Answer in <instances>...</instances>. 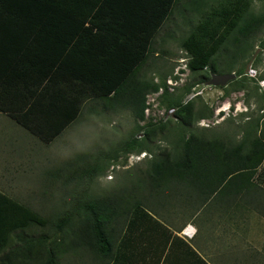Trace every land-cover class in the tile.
Masks as SVG:
<instances>
[{
    "label": "trees",
    "instance_id": "1",
    "mask_svg": "<svg viewBox=\"0 0 264 264\" xmlns=\"http://www.w3.org/2000/svg\"><path fill=\"white\" fill-rule=\"evenodd\" d=\"M178 1L0 0V113L45 145L78 121L83 111L97 113L94 105L113 114L130 111L138 125L125 139L100 137V143H86L82 148L99 149L69 157L50 174L63 195L49 218L0 192V264H63L74 246L82 256L104 255L108 209L120 207V193L95 196L90 188L104 162L116 161L120 153L150 151L145 146L150 132L167 130L163 123L150 130L139 124L146 94L165 87L148 86L140 72ZM186 1L188 7H201L204 15L180 42L190 74L208 67L215 73L212 63L220 48L235 40L233 53H237L228 60V68L251 46L244 40L264 25V17L248 12L251 0H217V7L206 6L205 0ZM236 74L241 75V70ZM193 86H185L184 93ZM161 97L181 127L175 130L179 139L174 141L173 154L165 152L149 164L141 180L146 189L182 186L204 203L221 185L233 181L236 191L248 194L252 184L241 185L242 180L251 178L264 163V116L248 126L235 147L227 148L221 139H208V134L183 137L193 123L212 117L207 106L197 111L193 102L182 104L165 89ZM141 131L144 135L136 140ZM46 227V232L37 230Z\"/></svg>",
    "mask_w": 264,
    "mask_h": 264
},
{
    "label": "rangeland",
    "instance_id": "2",
    "mask_svg": "<svg viewBox=\"0 0 264 264\" xmlns=\"http://www.w3.org/2000/svg\"><path fill=\"white\" fill-rule=\"evenodd\" d=\"M215 1L205 0L206 6L217 7ZM186 3V0L178 1L155 37L153 54L140 72L143 82L148 86L164 84L165 87L146 94L144 119L139 124L144 130H150L163 123L167 130L150 132L145 143L150 151L140 154L120 153L116 161L104 162L100 176L90 188L91 194L95 196L131 191L138 186L150 191L141 180L151 162L157 161L165 152L173 154L174 141L179 139L175 130L181 127L175 114L168 115V109L160 102L164 89L172 98L178 96L182 104L193 102L197 111L206 106L212 111L210 119L193 123L184 132V139L192 134H208V139H221L227 148H232L241 141L248 126L264 116V25L244 40L251 46L243 56L242 53L237 56L228 68H225L228 60L237 53H233L235 40L220 48L212 63L215 73L208 67L203 72L190 74L186 67L188 56L180 48V42L191 27L202 21L204 15L201 7L195 4H189L188 7ZM248 12L254 17H264V0H251ZM239 70L241 75L237 76ZM231 73L235 74V78L224 86L206 85L210 74ZM188 84L194 86L189 94H185L184 87ZM94 106L97 113L83 111L78 121L47 145L6 115L0 114V192L49 218L52 206L63 195L61 185L55 183L50 174L62 167L69 157L99 149L82 148L86 143H100V137L111 141L125 139L137 129L132 112L113 114L101 111L99 105ZM144 132L141 131L135 139L140 140ZM224 149L221 148L222 151ZM247 181L252 184L248 194L243 190L236 191L233 181L226 187H223L224 184L220 186L218 193L211 199L219 202H214L208 208L215 209L218 216L210 220L223 221L224 226L239 232L244 259L242 264H264V163L257 167L251 178L243 179L241 185L247 184ZM78 223L79 219L75 218L74 228L78 227ZM37 230L41 233L48 231V228ZM70 262L66 260L63 264Z\"/></svg>",
    "mask_w": 264,
    "mask_h": 264
},
{
    "label": "crops",
    "instance_id": "3",
    "mask_svg": "<svg viewBox=\"0 0 264 264\" xmlns=\"http://www.w3.org/2000/svg\"><path fill=\"white\" fill-rule=\"evenodd\" d=\"M216 194L201 203L171 184L120 193V207L108 209L104 255L82 256L74 246L69 264H242L239 232L210 220Z\"/></svg>",
    "mask_w": 264,
    "mask_h": 264
},
{
    "label": "water",
    "instance_id": "4",
    "mask_svg": "<svg viewBox=\"0 0 264 264\" xmlns=\"http://www.w3.org/2000/svg\"><path fill=\"white\" fill-rule=\"evenodd\" d=\"M235 78V74H210V79L206 81V85L210 86H224L229 81H232Z\"/></svg>",
    "mask_w": 264,
    "mask_h": 264
},
{
    "label": "built area",
    "instance_id": "5",
    "mask_svg": "<svg viewBox=\"0 0 264 264\" xmlns=\"http://www.w3.org/2000/svg\"><path fill=\"white\" fill-rule=\"evenodd\" d=\"M174 110H169L168 115H173Z\"/></svg>",
    "mask_w": 264,
    "mask_h": 264
}]
</instances>
